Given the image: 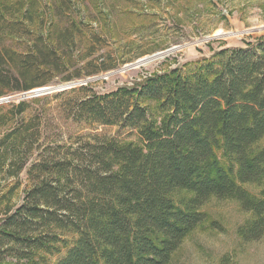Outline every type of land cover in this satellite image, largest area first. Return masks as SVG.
Masks as SVG:
<instances>
[{
  "label": "trees",
  "instance_id": "1",
  "mask_svg": "<svg viewBox=\"0 0 264 264\" xmlns=\"http://www.w3.org/2000/svg\"><path fill=\"white\" fill-rule=\"evenodd\" d=\"M112 5L0 0V98L115 69L91 59L101 21L121 10ZM88 92L54 98H67L63 115L73 123L115 127L132 140L62 142L41 116L25 117L27 101L0 115V128L11 125L0 135V183L27 168L30 182L0 219V264H170L211 198L252 214L239 230L244 241L264 237V194L243 188L264 183V41Z\"/></svg>",
  "mask_w": 264,
  "mask_h": 264
},
{
  "label": "rangeland",
  "instance_id": "2",
  "mask_svg": "<svg viewBox=\"0 0 264 264\" xmlns=\"http://www.w3.org/2000/svg\"><path fill=\"white\" fill-rule=\"evenodd\" d=\"M112 4L121 10L101 21V49L91 59L102 56L106 64L115 69L70 82L56 79L46 87L55 88L82 81L88 87L89 95H102L187 62L209 59L223 49L245 48L248 43L264 41V0H108V5L114 7ZM93 18L92 25L96 26L100 19ZM87 43L84 42L85 45ZM170 51L160 59L120 71L140 60ZM83 63H78L74 68L82 67ZM79 87L83 86L73 89ZM71 90L25 100L31 102L25 117L41 116L44 122L50 124L47 134L62 142H67L70 136L115 138L121 141L134 138H129L128 131L115 127L75 124L66 119L63 105L67 98L54 96ZM77 97L81 98L82 94ZM35 99L42 101L32 103ZM19 103H0V107H4L0 109V115L9 111L10 104ZM10 127L0 128V135ZM259 146L263 148L264 141ZM29 187L28 168L18 179L0 183V204L3 203L0 206V219L22 204ZM243 188L257 198L264 194V183L245 185ZM201 212L206 216L204 223L184 240L170 264H264V237L246 242L239 235L240 228L253 220L252 214L243 211L239 202L211 198ZM56 259L48 260V264H54Z\"/></svg>",
  "mask_w": 264,
  "mask_h": 264
},
{
  "label": "water",
  "instance_id": "3",
  "mask_svg": "<svg viewBox=\"0 0 264 264\" xmlns=\"http://www.w3.org/2000/svg\"><path fill=\"white\" fill-rule=\"evenodd\" d=\"M169 53H171V51L167 52V53H161V54L155 55V56L150 57V58H146V59L140 60L136 64L128 66V67H125V68H123L120 71L124 72V71L130 70V69H133V68L140 67V66H142L144 64H147V63H150V62H152V61H154L156 59H160V58L164 57L166 54H169ZM84 83L85 82L81 81V82L69 83V84L62 85V86L55 87V88L42 87V88L34 89V90L29 91V92H25V93L16 95V96L8 98V99H2V100H0V103L10 102V101L21 102V101H25V100H28V99H34V98H38L40 96L50 95L52 92L66 91V90H69V89H73V88H75V86H84Z\"/></svg>",
  "mask_w": 264,
  "mask_h": 264
},
{
  "label": "bare ground",
  "instance_id": "4",
  "mask_svg": "<svg viewBox=\"0 0 264 264\" xmlns=\"http://www.w3.org/2000/svg\"><path fill=\"white\" fill-rule=\"evenodd\" d=\"M233 35V34H232Z\"/></svg>",
  "mask_w": 264,
  "mask_h": 264
}]
</instances>
